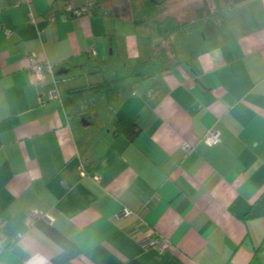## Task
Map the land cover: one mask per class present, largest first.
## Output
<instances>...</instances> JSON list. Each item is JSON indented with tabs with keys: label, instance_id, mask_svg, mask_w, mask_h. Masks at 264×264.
<instances>
[{
	"label": "crops",
	"instance_id": "0c3cea01",
	"mask_svg": "<svg viewBox=\"0 0 264 264\" xmlns=\"http://www.w3.org/2000/svg\"><path fill=\"white\" fill-rule=\"evenodd\" d=\"M148 1L0 0V264H53L34 210L72 264H264V217H245L264 191V0ZM29 53L52 67L41 85Z\"/></svg>",
	"mask_w": 264,
	"mask_h": 264
},
{
	"label": "built area",
	"instance_id": "2783aa9c",
	"mask_svg": "<svg viewBox=\"0 0 264 264\" xmlns=\"http://www.w3.org/2000/svg\"><path fill=\"white\" fill-rule=\"evenodd\" d=\"M20 3L25 4L26 6H29L31 0H19ZM98 0H85L84 4L79 7H72L67 6L65 10L71 14L72 16H80L83 14L90 15L92 13L93 8L95 7ZM28 20L30 23H34L33 16L31 12H28ZM6 34H9V30H5ZM93 52V51H92ZM28 61V75L34 79V82L38 85H41L45 81L46 73H52V67L50 64H41L38 62L35 58L34 53H29L26 56ZM59 97L57 90L51 89L47 93L46 99H57ZM40 101H44L43 99H40ZM219 140V133L218 131L211 127L208 128L205 133L202 136V142H204L207 145H214ZM185 148H188L186 144H184ZM86 162L83 159H80L78 170L80 175L82 176H89L91 177L95 182L99 181L98 176L91 175L86 170ZM121 214L124 216H135L140 222L144 221L141 214L137 213L127 207H123L121 209ZM38 219H46L47 221H50V218L46 214H41L40 212H37L36 210L29 212L27 216V225H34L35 221ZM3 221L0 219V225H3ZM133 237L138 241L141 248L146 249H155L159 252H164L172 247L171 242L169 239L162 235V234H146L142 232L141 230H134Z\"/></svg>",
	"mask_w": 264,
	"mask_h": 264
},
{
	"label": "trees",
	"instance_id": "16d2710c",
	"mask_svg": "<svg viewBox=\"0 0 264 264\" xmlns=\"http://www.w3.org/2000/svg\"><path fill=\"white\" fill-rule=\"evenodd\" d=\"M165 1L167 0L148 1L145 5V11H148V15H152L154 13L153 10H157V8L162 6ZM178 26L179 23L170 17H165L157 22V27L160 32H168L174 28H177ZM245 217L249 219L264 217V191H262L255 201L250 205L247 212L245 213ZM34 225L39 227L46 236L52 239L60 247V252L51 259V262L53 264H72L71 261L79 255L78 247L70 239L65 237L57 229L50 225L46 220L38 219L35 221ZM124 264L139 263L132 260Z\"/></svg>",
	"mask_w": 264,
	"mask_h": 264
},
{
	"label": "water",
	"instance_id": "95a60500",
	"mask_svg": "<svg viewBox=\"0 0 264 264\" xmlns=\"http://www.w3.org/2000/svg\"><path fill=\"white\" fill-rule=\"evenodd\" d=\"M85 89H87V88H84V89H80V90H77V91H81V90H85Z\"/></svg>",
	"mask_w": 264,
	"mask_h": 264
}]
</instances>
